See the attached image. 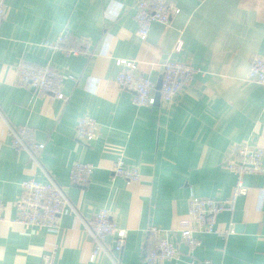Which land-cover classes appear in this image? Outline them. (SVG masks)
<instances>
[{"label":"crops","instance_id":"0c3cea01","mask_svg":"<svg viewBox=\"0 0 264 264\" xmlns=\"http://www.w3.org/2000/svg\"><path fill=\"white\" fill-rule=\"evenodd\" d=\"M0 27V264H44L58 246V264H149L147 229L171 233L182 259L188 256L177 231L189 218L192 196L223 201L236 176L227 168L240 143L264 148V86L248 79L250 63L264 59V0H171L181 12L169 24L155 22L146 39L135 20L139 0H4ZM87 40L88 54L66 55L51 47L62 34ZM119 59L134 60L136 75L162 78L167 60L194 66L191 84L170 103L137 106L118 85ZM51 66L66 76L64 97L20 85L17 66ZM84 116L98 123V137L77 139ZM9 126H30L45 143L39 165L12 146ZM118 152L141 172L128 184L113 177ZM95 166L87 186L70 179L75 162ZM264 163V157H263ZM55 180L76 213L59 217L48 230L16 223L22 182L30 176ZM249 187L233 212H222L225 236L197 233L198 260L212 264H264V174L244 176ZM127 244L116 261L102 252L91 260L93 241L83 220L102 210ZM193 229L197 225L192 224ZM106 242L112 247L115 237ZM156 264H177L164 261Z\"/></svg>","mask_w":264,"mask_h":264},{"label":"built area","instance_id":"2783aa9c","mask_svg":"<svg viewBox=\"0 0 264 264\" xmlns=\"http://www.w3.org/2000/svg\"><path fill=\"white\" fill-rule=\"evenodd\" d=\"M181 12L171 0H139L135 11L138 24V34L146 39L151 26L155 22L169 24L174 15ZM6 17V4L0 0V27ZM51 47L66 55L88 54L89 43L84 39H77L66 33L51 43ZM117 64L122 70L116 76L120 88L132 94V101L137 106H153L156 104L157 84L152 79L136 75L134 60L119 59ZM198 70L189 64L167 60L164 64L161 100L170 103L180 91L188 87ZM17 78L20 85H29L33 90L51 95L54 98L64 97L63 84L69 76L51 66H37L30 62H22L17 66ZM248 79L264 86V59L259 58L250 63ZM12 136V146L17 152L25 151L30 155L34 165H39L38 153L45 147V143L36 140L35 131L30 126H9ZM98 123L89 116L81 117L77 123V139L89 142L98 137ZM264 148L254 147L248 143L238 144L227 168L236 176V183L232 195L227 200L217 201L211 198L192 196L189 200V218L179 222L177 231L180 233L181 243L188 249V256L182 259L179 247L171 239L170 231L159 226L151 225L147 229L148 249L146 261L149 264L164 261H176L177 264H212L210 260H198L195 252L203 244L197 233H213L225 236L230 233L218 229V217L222 212H233L237 207L240 196L245 195L249 187L244 183L247 174H264ZM95 166L91 162L77 161L70 173L73 184L85 187L90 182ZM113 177L123 178L128 184L138 182L141 172L135 166H128L123 152H118L112 168ZM5 204L0 200V221L4 220ZM16 223L26 226H37L48 230L59 228L58 219L67 213H76L68 196L58 183L52 178L47 182L39 181L30 174L22 182V194L17 202ZM77 214V213H76ZM83 225L93 241L91 260L104 252L115 262L116 253H122L128 239V229L119 228L111 213L107 209L100 210L90 220H83ZM197 225V229L191 227ZM108 236L115 237L113 247L106 242ZM58 246L44 254V264H58Z\"/></svg>","mask_w":264,"mask_h":264},{"label":"water","instance_id":"95a60500","mask_svg":"<svg viewBox=\"0 0 264 264\" xmlns=\"http://www.w3.org/2000/svg\"><path fill=\"white\" fill-rule=\"evenodd\" d=\"M162 78H160L158 80V83H157V92H156V104H159L160 103V98H161V93H160V89L162 87Z\"/></svg>","mask_w":264,"mask_h":264}]
</instances>
